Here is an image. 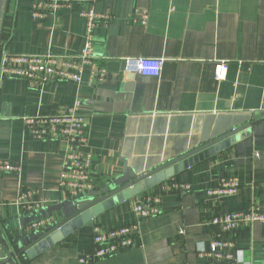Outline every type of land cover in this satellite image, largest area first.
I'll return each instance as SVG.
<instances>
[{"label": "crops", "instance_id": "crops-1", "mask_svg": "<svg viewBox=\"0 0 264 264\" xmlns=\"http://www.w3.org/2000/svg\"><path fill=\"white\" fill-rule=\"evenodd\" d=\"M32 2L0 0V45L14 54L77 56L85 34L78 7L39 22L31 18ZM93 7L112 17L94 30V53L107 71L101 83L87 86L88 69L80 85L0 80V160L19 167L18 173L0 176V250L5 255L6 249L26 247L73 213L74 201L85 196L74 198L59 188L64 143L33 138L23 122L62 112L78 99L86 136L80 151L90 156L97 189L132 182L250 124V135L167 180L189 188L162 197L161 213L140 224L137 247L95 262L203 264L198 253L218 232L210 224L215 214L252 207L264 213V0H98ZM124 58L163 59L160 76L127 73ZM222 61L228 70L216 81ZM232 178L240 183L234 195H207ZM137 199L109 206L34 258L21 263L15 256V262L77 264L92 248L93 227L109 231L134 222ZM44 220L49 225L43 229L25 230ZM232 237L238 264H264V223Z\"/></svg>", "mask_w": 264, "mask_h": 264}, {"label": "built area", "instance_id": "built-area-1", "mask_svg": "<svg viewBox=\"0 0 264 264\" xmlns=\"http://www.w3.org/2000/svg\"><path fill=\"white\" fill-rule=\"evenodd\" d=\"M98 0H33L31 18L43 21L60 10H73L84 21V45L74 57L44 53L39 55H22L7 52L0 45V80L17 78L35 85H44L51 81L83 83V74L88 69L87 86L101 83L107 71L98 63L94 53V30L99 23H107L112 17L95 11L93 5ZM146 13L142 14V23ZM127 73L145 77H159L163 59L159 58H124L122 59ZM228 70V63L219 62L214 71L216 81L223 80ZM81 102L75 99L66 110L49 116L25 117L23 122L31 136L39 141H61L65 152L59 176V188L66 190L69 196L79 197L98 188V180L91 172V161L88 154L80 151L86 144L85 122L80 113ZM19 167L6 160H0V176L4 173H18ZM188 186L180 182H168L158 185L155 192L141 194L132 206L134 222L128 226L109 231L93 227L92 248L81 255L77 264H95L96 261L111 258L118 253L135 248L139 244V226L142 221L158 216L161 213V199L165 195L180 194L188 190ZM240 188L237 179L222 180L218 187L208 190L207 195L228 197ZM30 208V207H28ZM264 223V213L256 207L247 211L215 214L210 224L218 229L207 250L198 253L205 259L203 264H238L234 233L251 226ZM49 225V220L31 223L25 230L35 231ZM183 234V231L180 232Z\"/></svg>", "mask_w": 264, "mask_h": 264}, {"label": "water", "instance_id": "water-1", "mask_svg": "<svg viewBox=\"0 0 264 264\" xmlns=\"http://www.w3.org/2000/svg\"><path fill=\"white\" fill-rule=\"evenodd\" d=\"M257 114V113H256ZM264 114V111L263 113ZM250 124L243 125L237 129H231L227 133L220 135L197 148L180 155L179 157L167 161L160 166L143 173L134 181L115 188L95 189L88 192L83 198L74 201V212L59 224L53 226L39 235L35 240L22 249L7 250L4 255L0 250V264H17L25 262L26 259H32L37 254L45 250L48 246L67 237L78 227L89 224L103 210L109 206L128 201L133 197H139L142 193L164 183L178 173L182 172L192 162L207 157L209 154L218 153L224 150L230 144L238 141L239 138L250 135ZM245 132V133H243ZM240 134V135H239ZM15 256H18V262H15Z\"/></svg>", "mask_w": 264, "mask_h": 264}, {"label": "rangeland", "instance_id": "rangeland-1", "mask_svg": "<svg viewBox=\"0 0 264 264\" xmlns=\"http://www.w3.org/2000/svg\"><path fill=\"white\" fill-rule=\"evenodd\" d=\"M145 193V192H144Z\"/></svg>", "mask_w": 264, "mask_h": 264}]
</instances>
